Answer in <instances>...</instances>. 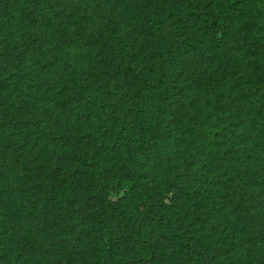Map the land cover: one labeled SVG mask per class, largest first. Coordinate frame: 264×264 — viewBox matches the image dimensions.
<instances>
[{
    "label": "trees",
    "instance_id": "obj_1",
    "mask_svg": "<svg viewBox=\"0 0 264 264\" xmlns=\"http://www.w3.org/2000/svg\"><path fill=\"white\" fill-rule=\"evenodd\" d=\"M0 264H264V0H0Z\"/></svg>",
    "mask_w": 264,
    "mask_h": 264
}]
</instances>
